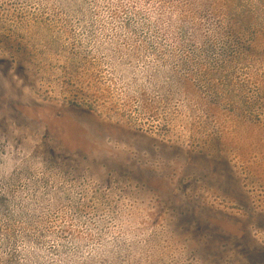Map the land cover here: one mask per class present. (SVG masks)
Listing matches in <instances>:
<instances>
[{
  "label": "rangeland",
  "instance_id": "374dc122",
  "mask_svg": "<svg viewBox=\"0 0 264 264\" xmlns=\"http://www.w3.org/2000/svg\"><path fill=\"white\" fill-rule=\"evenodd\" d=\"M263 250L264 0H0V264Z\"/></svg>",
  "mask_w": 264,
  "mask_h": 264
},
{
  "label": "trees",
  "instance_id": "16d2710c",
  "mask_svg": "<svg viewBox=\"0 0 264 264\" xmlns=\"http://www.w3.org/2000/svg\"><path fill=\"white\" fill-rule=\"evenodd\" d=\"M263 251H264V250H263ZM263 253H264V252H263ZM262 260H263V258H262V256H260V258H259V262H260V263H259V264H264Z\"/></svg>",
  "mask_w": 264,
  "mask_h": 264
}]
</instances>
